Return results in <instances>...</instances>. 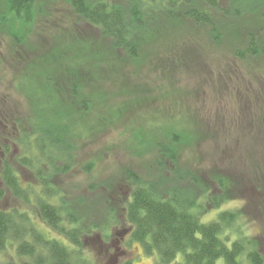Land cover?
<instances>
[{"label":"rangeland","instance_id":"rangeland-1","mask_svg":"<svg viewBox=\"0 0 264 264\" xmlns=\"http://www.w3.org/2000/svg\"><path fill=\"white\" fill-rule=\"evenodd\" d=\"M48 2L45 16L30 26H16L20 42L0 28V121H5L0 122V166L4 161L11 167L23 191L44 197L37 166L19 163L22 157L36 159L34 138L24 136L54 108V120L70 125L73 150L67 169L49 179L58 193L51 202L72 204L82 219L76 226L81 246L52 232L38 218L35 197L27 204L11 197L1 178L0 209L25 213L46 240L59 241L75 257L97 264L92 238L120 222L134 179L158 183L159 191H179L184 198L192 188L196 204L211 206L201 222L215 220L220 212L234 213L236 222L222 236L243 240L246 250L255 243L264 256V56H235L249 33L257 43L264 39V0H247L250 7L241 6L238 17L227 18L231 1L217 0L218 10L212 12L217 41L210 38L209 27L193 28L183 21L179 32L168 29L166 36L145 44L137 61L110 50L109 42L75 16L66 0ZM63 79L82 89L78 99L90 106L82 119L79 113L65 115L63 102L75 103L66 89L59 95L55 84ZM78 105L72 106L75 111ZM65 162L58 159L54 165L59 170ZM41 166L42 172L49 171ZM221 179L226 190L220 188ZM17 245L0 251V264H33L19 256ZM130 252V264L156 263L155 256L141 254L136 245ZM182 258L178 254L170 264Z\"/></svg>","mask_w":264,"mask_h":264},{"label":"trees","instance_id":"trees-1","mask_svg":"<svg viewBox=\"0 0 264 264\" xmlns=\"http://www.w3.org/2000/svg\"><path fill=\"white\" fill-rule=\"evenodd\" d=\"M48 1L0 0L1 31L7 32L16 43L20 42L21 34L19 36L16 29L20 26L23 28L30 26L34 24L37 17L45 16L44 5L47 6ZM66 1L75 16L94 28L101 38L109 42V49L113 52H120L125 59L137 61L145 44L154 43L166 36L168 29L179 32L183 21L189 22L193 28L209 27L211 29L210 38L214 39L213 41L218 40L217 34L213 32L215 25L212 15L213 11L218 10L217 0ZM230 1V10L224 13L225 18L238 17L241 12L239 9L242 10L241 6H251L250 3H246L247 0ZM235 56L240 59L264 56V39L257 43L256 38L249 33L244 47L236 51ZM68 83V80L63 79L62 84L58 81L53 84L59 87V95L62 96L64 88L69 97L71 94L74 103L79 104V111H75L72 107L75 104L67 105L63 102L65 115L72 117L79 113L82 119L90 112V106L85 99H78L82 89L79 87L80 90H78L75 85L71 86ZM45 86L44 82L40 89ZM38 91L39 89L37 94ZM36 98H40L39 95ZM56 113L53 108L50 111L51 116L47 112L43 113V116L40 115L38 123L32 124L30 134L24 136L25 140L34 138L38 153L36 162L22 157L19 163L27 168L37 166L36 179L43 189L44 197L35 194L38 192L34 190L23 191L13 170L4 161L0 166V178L7 193L22 203L27 204L28 201L30 203V196L35 197L34 207L38 218L44 225L70 244L78 247L81 246L82 232L76 226L77 222L79 224L82 219L71 209L72 204L62 199L58 200L57 204L51 202L58 196V193L49 185V179L67 169L73 150L68 139L71 134L70 125L67 122L54 120ZM45 115L49 118L46 119ZM20 121V119L15 120L16 123ZM2 123L4 124L5 121ZM58 159L69 160V162H65L66 167L62 166L58 170L54 165ZM44 164L49 169L47 173L41 170V165ZM224 181L221 179L220 188L226 190L228 185ZM159 185L154 182L142 183L134 179L130 199L123 202L121 211V219L132 228V239L141 245L144 254L155 256V264H170L178 254H181L183 258L182 262L177 264H216L218 259H222L224 264H264V256L257 251L255 243V248L246 250L243 240L231 242L227 241L228 237L222 236L224 229L232 227L236 222L237 215L220 212L215 220L203 223L201 217L210 210L211 206L203 209L201 205L196 204V200L191 199L196 189L190 188L188 190L190 196L184 198L179 191H159ZM193 185L200 188V185L195 183ZM187 194L189 195L188 192ZM2 197L3 194L0 192V198ZM219 199H224V197H219ZM216 202L212 207L216 208ZM85 234H87L86 231ZM27 238H31L32 241L27 242ZM15 242L18 243L19 256H26L33 264H89L87 260L75 257L59 241L46 240L34 228L30 217L25 213L0 209V251ZM250 244L251 242H247V245ZM43 252H47L48 255H43Z\"/></svg>","mask_w":264,"mask_h":264},{"label":"flooded vegetation","instance_id":"flooded-vegetation-1","mask_svg":"<svg viewBox=\"0 0 264 264\" xmlns=\"http://www.w3.org/2000/svg\"><path fill=\"white\" fill-rule=\"evenodd\" d=\"M3 154L0 148V156ZM116 224L108 231L96 232L92 238L98 249L97 264H130L132 259H128V256L133 245H136V250L140 249V253L144 254L141 245L132 239L131 226L126 225L122 219ZM43 253L48 255L47 252Z\"/></svg>","mask_w":264,"mask_h":264}]
</instances>
